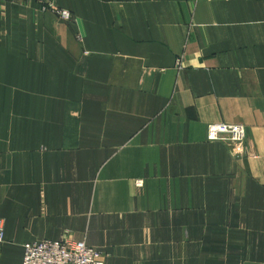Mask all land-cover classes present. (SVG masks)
I'll return each instance as SVG.
<instances>
[{"label":"crops","instance_id":"crops-1","mask_svg":"<svg viewBox=\"0 0 264 264\" xmlns=\"http://www.w3.org/2000/svg\"><path fill=\"white\" fill-rule=\"evenodd\" d=\"M52 1L0 0V264H264V0Z\"/></svg>","mask_w":264,"mask_h":264},{"label":"built area","instance_id":"built-area-1","mask_svg":"<svg viewBox=\"0 0 264 264\" xmlns=\"http://www.w3.org/2000/svg\"><path fill=\"white\" fill-rule=\"evenodd\" d=\"M43 9H50L64 21L72 20L68 11L59 9L52 0H41ZM246 130L242 125H210L209 140L230 145L244 142ZM142 186V182H138ZM0 242H4V226L0 219ZM23 264H106L104 255L85 241L63 238L59 241H42L25 246Z\"/></svg>","mask_w":264,"mask_h":264}]
</instances>
